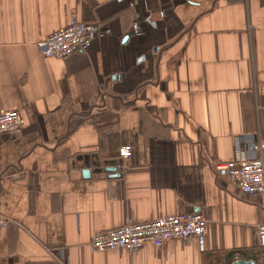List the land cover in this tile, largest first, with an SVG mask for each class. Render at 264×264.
Returning a JSON list of instances; mask_svg holds the SVG:
<instances>
[{
  "label": "crops",
  "instance_id": "1",
  "mask_svg": "<svg viewBox=\"0 0 264 264\" xmlns=\"http://www.w3.org/2000/svg\"><path fill=\"white\" fill-rule=\"evenodd\" d=\"M93 24L65 60L37 44ZM264 0H0V112L23 128L0 136V264H225L257 253L260 198L215 166L250 159L264 140ZM127 39L124 41V38ZM131 157L117 180L82 178ZM201 213L194 237L134 253L92 252L127 221Z\"/></svg>",
  "mask_w": 264,
  "mask_h": 264
},
{
  "label": "built area",
  "instance_id": "2",
  "mask_svg": "<svg viewBox=\"0 0 264 264\" xmlns=\"http://www.w3.org/2000/svg\"><path fill=\"white\" fill-rule=\"evenodd\" d=\"M264 32V25L262 26ZM97 34L93 24L80 23L71 17L64 29L55 32L37 44L44 58L65 60L85 51ZM23 128L19 112H0V136L17 135ZM250 159L240 163L217 164L215 170L224 173L230 183L245 195L258 196L262 212V223L258 227L257 243L264 259V140L251 142L247 147ZM118 157L125 163L131 157L129 146H122ZM123 168V167H122ZM9 221L0 219V229L6 228ZM207 233V220L201 213L175 214L160 217L154 221L134 223L127 221L123 226L100 232L89 243L92 252L116 251L134 253L145 246L160 247L170 240L196 238L202 243ZM240 261L235 258L232 263Z\"/></svg>",
  "mask_w": 264,
  "mask_h": 264
},
{
  "label": "water",
  "instance_id": "3",
  "mask_svg": "<svg viewBox=\"0 0 264 264\" xmlns=\"http://www.w3.org/2000/svg\"><path fill=\"white\" fill-rule=\"evenodd\" d=\"M127 37L124 38V41ZM75 165L82 172V178L85 180L95 178L104 180H117L122 177L123 161L120 158L105 159L98 166L91 165L89 155H79L75 157ZM232 264H255L253 261L240 260Z\"/></svg>",
  "mask_w": 264,
  "mask_h": 264
},
{
  "label": "trees",
  "instance_id": "4",
  "mask_svg": "<svg viewBox=\"0 0 264 264\" xmlns=\"http://www.w3.org/2000/svg\"><path fill=\"white\" fill-rule=\"evenodd\" d=\"M233 256L234 253L228 254L225 259V264H232ZM247 261H253L255 264H264V259L262 257L261 250L259 249V247L257 249V253H255L252 258H248Z\"/></svg>",
  "mask_w": 264,
  "mask_h": 264
}]
</instances>
